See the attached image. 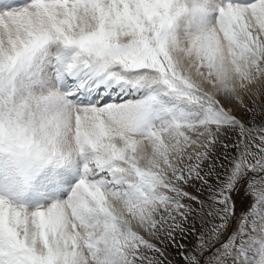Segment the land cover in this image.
<instances>
[{
    "label": "snow or ice",
    "instance_id": "1",
    "mask_svg": "<svg viewBox=\"0 0 264 264\" xmlns=\"http://www.w3.org/2000/svg\"><path fill=\"white\" fill-rule=\"evenodd\" d=\"M262 90L264 0H0V264H264Z\"/></svg>",
    "mask_w": 264,
    "mask_h": 264
},
{
    "label": "rangeland",
    "instance_id": "2",
    "mask_svg": "<svg viewBox=\"0 0 264 264\" xmlns=\"http://www.w3.org/2000/svg\"><path fill=\"white\" fill-rule=\"evenodd\" d=\"M18 1L21 3L23 2V0H18ZM98 93L99 92L90 94L92 99L96 95H98ZM121 93H123V92H121ZM111 94L116 96L117 98L119 96L118 92H114ZM138 94L140 95V93H138ZM139 95H136V96L138 97ZM124 97L127 100L130 98H133V95H132V93L130 94V90H129L127 93H125ZM85 98H87V96H85ZM125 98H122V99H125ZM96 99H99V98L97 97ZM112 99L113 98H107L106 100H104V102L112 101ZM93 100H95V99H93ZM244 103L249 105L250 107H254L257 110V112H260L261 109H264V90H262L260 92V94H258V95H253V96L245 95ZM234 108L238 114H242V110H241L240 105L238 103L235 105ZM246 188H247V183L245 180V181H242L240 183V185L232 193V199H233V203L235 205V212H234V215L232 216V218L229 222V227H228L227 231L220 237V242L227 239V237L236 229L237 224L239 223L241 216L247 211V208H248L249 202H250V197L245 194ZM189 190L192 192L193 195H200V193H198L195 188L189 189ZM197 227H199V224L197 225ZM185 242L186 243H194L195 242V236L190 237L189 241H185ZM215 246L218 247L219 242H217ZM169 255L173 258L174 264H182V262L179 260V257H177L175 254V249H169Z\"/></svg>",
    "mask_w": 264,
    "mask_h": 264
},
{
    "label": "bare ground",
    "instance_id": "3",
    "mask_svg": "<svg viewBox=\"0 0 264 264\" xmlns=\"http://www.w3.org/2000/svg\"><path fill=\"white\" fill-rule=\"evenodd\" d=\"M19 2V1H18ZM118 92V91H117ZM118 94H119V96H118V98L116 97V96H114V95H112L111 93L107 96V97H105V100L107 99V98H115V100H118V101H120L122 98H125L124 96H125V93L123 92V93H121V92H118ZM130 94H131V91H130ZM136 95H139L138 93H136ZM131 96V95H130ZM259 98V97H258ZM113 100V99H112ZM235 105L236 104H234V105H230V106H232V107H235Z\"/></svg>",
    "mask_w": 264,
    "mask_h": 264
}]
</instances>
